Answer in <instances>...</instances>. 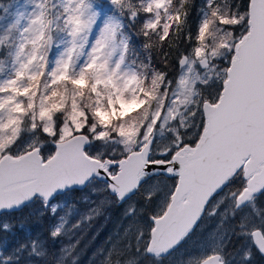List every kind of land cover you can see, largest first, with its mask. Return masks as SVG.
<instances>
[{
	"label": "snow or ice",
	"instance_id": "1",
	"mask_svg": "<svg viewBox=\"0 0 264 264\" xmlns=\"http://www.w3.org/2000/svg\"><path fill=\"white\" fill-rule=\"evenodd\" d=\"M0 10V216L43 227L6 243L0 220V264H80L112 209L128 224L100 264L264 258V0Z\"/></svg>",
	"mask_w": 264,
	"mask_h": 264
},
{
	"label": "rangeland",
	"instance_id": "2",
	"mask_svg": "<svg viewBox=\"0 0 264 264\" xmlns=\"http://www.w3.org/2000/svg\"><path fill=\"white\" fill-rule=\"evenodd\" d=\"M23 2L24 0H6L0 4H22ZM4 15V12L0 10V17ZM2 23H5V21L0 20V24ZM87 195L86 192L80 193L77 196L69 195L67 197L69 204L65 207L64 212L68 213L72 218H78L89 207L83 199ZM0 220H9L16 225V228L4 237L6 243L15 242V240H19L21 237L36 236L43 232L42 226L32 227L29 223L24 222L21 225V217L15 214V212L6 213L0 217ZM113 223L114 225H112ZM127 224L128 220L123 219L119 211L112 210L109 213H105L104 216L93 220L91 226L86 225L84 233L81 235V244L79 246L80 264H87L89 260L92 261L93 259L95 261L92 264H100V261L103 259L100 252L111 246L110 241H117L118 234L122 235L123 227ZM103 225H107V227L101 232ZM208 227L210 228V226Z\"/></svg>",
	"mask_w": 264,
	"mask_h": 264
},
{
	"label": "flooded vegetation",
	"instance_id": "3",
	"mask_svg": "<svg viewBox=\"0 0 264 264\" xmlns=\"http://www.w3.org/2000/svg\"><path fill=\"white\" fill-rule=\"evenodd\" d=\"M112 210H116V209H112ZM111 210V211H112ZM33 211V213L35 212V208L32 210ZM6 214V213H5ZM4 214V215H5ZM15 214H17V215H19L20 217H21V220L24 222V223H29L32 227H39L41 224H38V223H36V221H35V216L33 215V216H31V217H29L28 216V213L26 212V211H17V212H15ZM3 216V215H2ZM2 216H0V217H2ZM208 226H210L211 227V224H209ZM192 243H194V242H192ZM192 243H190V245H189V247H191L192 246ZM253 264H264V258H260V257H256V258H254V260H253Z\"/></svg>",
	"mask_w": 264,
	"mask_h": 264
},
{
	"label": "trees",
	"instance_id": "4",
	"mask_svg": "<svg viewBox=\"0 0 264 264\" xmlns=\"http://www.w3.org/2000/svg\"><path fill=\"white\" fill-rule=\"evenodd\" d=\"M6 0H0V3H4ZM194 2H195V0H194ZM117 211V210H116ZM118 212V211H117ZM112 225H114V223L112 224ZM41 226V225H40ZM107 227V225H103L102 226V230H101V232L103 231V229L105 230V228ZM87 253V252H86ZM91 258H92V256H91ZM80 259V258H79ZM94 261H95V259H93L92 261L91 260H89V262L87 263V264H92V263H94Z\"/></svg>",
	"mask_w": 264,
	"mask_h": 264
}]
</instances>
